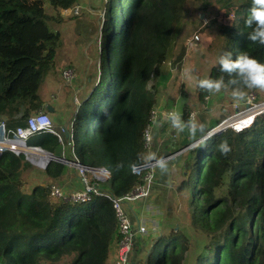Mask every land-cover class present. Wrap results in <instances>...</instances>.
I'll return each instance as SVG.
<instances>
[{
  "label": "trees",
  "instance_id": "obj_1",
  "mask_svg": "<svg viewBox=\"0 0 264 264\" xmlns=\"http://www.w3.org/2000/svg\"><path fill=\"white\" fill-rule=\"evenodd\" d=\"M44 1L0 0V121L6 130L25 129L30 118L47 111L38 87L55 69L60 44V33L49 21L79 16L78 0H46L57 15L46 12ZM182 1L107 0L106 14L112 21L101 34L95 66L98 80L80 102L72 101L63 141L40 129L27 144L55 155H60L64 144L71 160L110 171L108 180L98 182L100 190L114 195L129 191L138 182L132 167L145 159L141 133L150 122V112L168 109L156 105L148 82L158 75L160 81L166 80L168 70L161 67L179 64L183 50L174 60L167 59L170 40L178 34L174 25ZM219 1L221 7L233 8V18L218 26L224 40L217 58L227 51L233 59L247 52L264 62V45L246 38L250 30L244 19L251 0ZM220 75L216 61L208 76ZM207 94L198 88L201 106ZM190 113L187 105L180 109L185 122L195 121L189 119ZM223 141L231 147L227 156L217 148ZM188 157L190 174L183 185L192 177L190 193L200 194L203 213L210 209L214 230L195 264H264V113L239 133L230 127L214 133L190 148ZM25 158L8 149L0 152V264H58L66 256L71 257L68 264H106L116 253L120 236L110 200L92 194L86 202L63 201L39 184L27 193L23 189ZM65 168L53 161L46 172L57 177ZM225 176L226 195L218 197L215 190ZM186 243L178 231L171 230L155 237L145 259L137 258L132 264H180Z\"/></svg>",
  "mask_w": 264,
  "mask_h": 264
},
{
  "label": "rangeland",
  "instance_id": "obj_2",
  "mask_svg": "<svg viewBox=\"0 0 264 264\" xmlns=\"http://www.w3.org/2000/svg\"><path fill=\"white\" fill-rule=\"evenodd\" d=\"M106 1L78 0L75 10L79 16L49 21L50 27L53 30L57 29L60 33V44L56 50L55 69L43 77L38 87V95L47 108L46 112L42 111L43 115L46 114L51 119L49 123L56 130H60V128L64 130L65 126L70 123L68 117L73 110L72 101L80 102L81 97L84 94L86 96V93L98 80L95 66L101 34H104L112 21V16L108 17L109 15L106 14ZM44 2L46 12L57 15V11L53 10L46 0ZM114 8L113 5L112 9ZM68 11V9H63L62 12L66 14ZM177 11L179 14L176 17L174 29L178 31V34L170 40L172 47L167 60H174L182 50L183 54L177 60L179 64L176 67H161L168 70L167 79L160 81L159 75L152 77L148 82L149 88L155 91L157 106L168 108V110L172 109L177 113L183 105H187L189 110L194 113L195 125L205 124L206 132H208L222 119L233 116L237 111L238 101L232 98L230 91L210 96V108L204 109L198 97L197 86V81L208 77L210 67L217 61V54L224 40L223 36L218 33V26L221 22L232 20L233 8L221 7L219 0H183ZM69 70L72 72L65 73ZM259 92L264 98V92ZM76 94L78 98L75 97ZM157 111H161V109L158 108ZM244 115L240 114L234 119L242 118ZM162 125L164 126L159 129L158 137L152 139V147H154L155 141L156 150L159 151L157 153L151 151L147 157L148 159L155 157L162 159L166 168L162 169L159 165L154 168L152 196L147 201L143 200L139 203L141 204V213L138 212V215L140 214L138 222H140L141 216L152 218L153 223L150 226L152 233L135 240L130 264L137 258L144 260L146 253L152 248L153 239L171 230L178 231L187 242L180 264H195V259L203 245L209 240L210 234L214 232L210 228L211 220L208 217L210 209L203 213L204 202L199 200L200 194L195 196L198 194L190 193L189 188L193 186V183H190L192 177H189L188 185H183L190 174V168L186 166V161H188V150L191 147L180 148V141L175 139L179 134L176 129L172 128L168 118L162 120ZM61 132L63 131L61 130ZM2 137L3 131L0 128V139ZM61 141H63L62 138ZM162 150L168 151L169 154L164 156ZM67 155L68 150L63 144L60 155H55V158L48 162L49 164L57 161L66 165L64 172L57 177H51L46 172V167L43 168L41 164H35L25 158L28 165L23 173V189L29 193L32 186L39 184L48 188L57 186L61 192L68 194L81 190L83 179L75 165L70 163L72 160ZM160 168L162 171H159L158 174L159 189L153 195L156 186V171L158 173ZM64 175L71 181L67 182ZM198 178L200 179L201 176ZM223 181V185L215 190L218 197L226 195V176ZM105 187L106 185L104 189ZM136 207L135 205L131 208L130 216L133 212L137 213ZM131 219L134 224L138 223L135 222L137 220H134L133 216ZM114 249L116 250V247ZM114 256L116 253L111 255L109 263L106 264H110ZM70 259V256L63 257L58 261V264H68Z\"/></svg>",
  "mask_w": 264,
  "mask_h": 264
},
{
  "label": "built area",
  "instance_id": "obj_3",
  "mask_svg": "<svg viewBox=\"0 0 264 264\" xmlns=\"http://www.w3.org/2000/svg\"><path fill=\"white\" fill-rule=\"evenodd\" d=\"M71 70L65 71L70 73ZM210 95L204 97V109L210 106ZM236 113L228 118L222 119L217 125L211 127L208 132L216 133L226 127L234 129L237 125L248 127L252 124L256 115L264 113V98L259 96L256 91H248L246 97L237 104ZM174 112L171 110L157 111V108L152 109L150 112V122L143 129L141 135L143 138V146L145 148V159L143 163L134 165L132 173L138 177V182L127 192L121 195H114L100 190L97 186L98 182H104L111 176L110 171L105 167H89L82 165L78 161L72 160L70 162L75 165L77 172L81 175L83 182L81 190L71 194L63 193L57 186L50 187L51 195L63 201H79L86 202L91 200L92 194L105 196L112 203L114 217L118 222L119 240L116 244V256L112 264H129L131 262V253L137 238H142L152 233L150 226L153 223L152 218L141 216L140 222L134 224L129 211L131 207L138 205L141 201L150 197L154 183V168L159 165L158 162L162 159L155 157L148 159L147 154L152 151L153 129L156 127L159 119L169 117V113ZM180 113V110L177 112ZM40 110L38 115H42ZM240 114H245L244 117L234 119ZM190 120H195L194 113L189 114ZM0 128L3 131V137L0 139V152L4 150H11L15 154L22 153L27 159H30L35 164H41L44 168L45 165L52 159L47 155V151L38 145H28L27 139L40 129L50 131L61 140V128H56L49 122L43 125H34L33 117L29 119V126L25 129L17 128L16 130L5 129L4 123L0 121ZM63 131V130H62ZM82 181V180H81ZM154 227V225H152Z\"/></svg>",
  "mask_w": 264,
  "mask_h": 264
},
{
  "label": "clouds",
  "instance_id": "obj_4",
  "mask_svg": "<svg viewBox=\"0 0 264 264\" xmlns=\"http://www.w3.org/2000/svg\"><path fill=\"white\" fill-rule=\"evenodd\" d=\"M244 25L246 29L250 30L247 33V40L254 44L264 45V0H251ZM217 64L221 73L219 77L208 76L197 81L198 88L203 92L212 96L230 91L235 101L244 99L248 91L264 92V62L250 56L247 52H240L233 59L232 52L227 51L218 56ZM168 119L171 125L177 129L195 127L194 122H185L180 113H169ZM233 130L239 133L243 130V126L237 125ZM217 148L223 156H227L231 152L227 141L221 142ZM158 163L162 169L166 168L164 161ZM119 167L121 165L118 164L117 168L119 169Z\"/></svg>",
  "mask_w": 264,
  "mask_h": 264
},
{
  "label": "crops",
  "instance_id": "obj_5",
  "mask_svg": "<svg viewBox=\"0 0 264 264\" xmlns=\"http://www.w3.org/2000/svg\"><path fill=\"white\" fill-rule=\"evenodd\" d=\"M44 103V102H43ZM50 109V108H49ZM50 118L45 114V115H35V116H33V123H34V125H43L44 123H47V122H50ZM168 121H169V119H168ZM161 122H162V119H159L158 120V123H157V125H156V127L157 128H154L153 129V140L155 139V137H158V135H159V133H158V131H159V129H161L164 125H162L161 126ZM201 124H203V123H201ZM200 123H199V125H201ZM197 125V124H196ZM195 125V126H196ZM160 126V127H159ZM172 126V125H171ZM198 126V125H197ZM172 128H174V129H176V131L178 132V136H177V138H175V139H177V141H180L181 139H182V135H181V133H180V129H177V128H175V127H173L172 126ZM176 132V133H177ZM156 147H157V145H156V142L154 141V147H152V151H155L156 153L159 151V150H156ZM165 151V150H164ZM163 150H162V153L164 152ZM164 154V153H163ZM162 154V155H163ZM158 170V169H157ZM159 171H162L161 170V168H160V170H158V173H157V171H156V182H155V188H154V191H153V195L155 194V192L156 191H158V189H159V185H160V180H159ZM162 174V173H161ZM158 175V176H157ZM64 178L67 180V182L68 181H71V179L70 178H68L66 175H64ZM72 180H74V179H72ZM151 196H152V193H151V195H150V197H148L147 199H145L146 201L149 199V198H151ZM146 201H144V202H146ZM143 202V203H144ZM137 207L135 208V210H137L136 212L137 213H135L134 214V212L132 213V215L131 216H133V218H134V220H137V221H135V222H138L139 221V215H138V212L139 213H141V204H138V205H136ZM132 208V207H131ZM130 214H131V212H129ZM135 217H137L138 219H136ZM116 247V246H115Z\"/></svg>",
  "mask_w": 264,
  "mask_h": 264
},
{
  "label": "water",
  "instance_id": "obj_6",
  "mask_svg": "<svg viewBox=\"0 0 264 264\" xmlns=\"http://www.w3.org/2000/svg\"><path fill=\"white\" fill-rule=\"evenodd\" d=\"M180 133L182 135V139L180 140V148L186 147H193L197 145L199 142L203 141L204 139L209 138L211 133L206 132V126L205 124H201L195 127H184L180 129ZM66 135V133H65ZM168 151H164V156L168 155ZM47 155L50 156V158H55V155L47 151Z\"/></svg>",
  "mask_w": 264,
  "mask_h": 264
}]
</instances>
